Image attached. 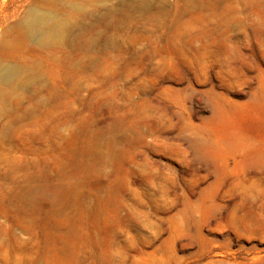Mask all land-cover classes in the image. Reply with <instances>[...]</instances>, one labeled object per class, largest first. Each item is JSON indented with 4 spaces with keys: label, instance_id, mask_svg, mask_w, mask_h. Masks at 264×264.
<instances>
[{
    "label": "rangeland",
    "instance_id": "1",
    "mask_svg": "<svg viewBox=\"0 0 264 264\" xmlns=\"http://www.w3.org/2000/svg\"><path fill=\"white\" fill-rule=\"evenodd\" d=\"M0 264H264V0H0Z\"/></svg>",
    "mask_w": 264,
    "mask_h": 264
}]
</instances>
